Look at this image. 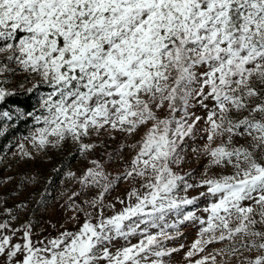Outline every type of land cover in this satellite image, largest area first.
I'll return each mask as SVG.
<instances>
[{"label":"snow or ice","instance_id":"snow-or-ice-1","mask_svg":"<svg viewBox=\"0 0 264 264\" xmlns=\"http://www.w3.org/2000/svg\"><path fill=\"white\" fill-rule=\"evenodd\" d=\"M17 76L47 89L27 139L71 141L92 166L68 173L74 226L56 235L0 198V264H170L185 222V264H264V0H0V103ZM117 134L139 138L113 177L90 154ZM197 139L199 180L181 167Z\"/></svg>","mask_w":264,"mask_h":264},{"label":"rangeland","instance_id":"rangeland-1","mask_svg":"<svg viewBox=\"0 0 264 264\" xmlns=\"http://www.w3.org/2000/svg\"><path fill=\"white\" fill-rule=\"evenodd\" d=\"M20 82H22V77L17 76L13 82L15 92L25 91L32 87V83L27 82L24 83L23 88H20L18 86ZM32 92L34 98L30 112L39 115L41 111L40 97L47 92V89L42 87ZM5 111L12 115V119L2 115ZM25 119L30 120L21 123ZM41 126L18 107L0 108V140H5L4 145L0 148V198L6 199L9 207H14L17 204L27 205L18 223L31 218L37 222V230L43 227L50 231L52 235H56V231L51 225L57 227L64 225L67 228L74 226L70 219L74 213L68 207V196L72 192L78 191L80 185L77 179L70 178L68 173L74 172L78 177L83 174L86 167L92 165L88 163L85 156L77 152L76 146L71 141L66 142L61 148L48 147L41 150L34 147L31 139H27V137ZM138 138L137 136L124 140L120 134H117L115 140L107 139L101 147L90 154V158L99 159L104 164L106 171L115 177L124 170L125 163L134 155V152L130 149H124L117 155L118 145L131 143L133 139ZM97 142L99 143V141ZM203 143L204 141L199 139L195 142L189 141L188 155L185 163L181 165L183 171L192 172L196 180L200 179V175L204 171L207 157L203 155L197 157L191 153V148L198 145L202 146ZM21 145H23V148H21ZM25 151L31 153V156H24L22 153ZM213 171L219 170L214 169ZM9 177L12 179H8ZM25 181L30 182L25 183ZM128 190L129 182L117 184L110 193L106 194L105 202H114L116 197L124 198ZM99 192L100 189L91 188L77 202L83 199H91ZM180 194L183 195V193ZM198 194L199 190H189V195ZM206 203V199L202 197L198 205L195 207L188 206L185 211L202 209L206 206ZM116 207L119 209L121 206L117 203ZM197 215L206 216L202 211H197ZM66 218L68 219L66 220ZM198 227V224L193 222H185L184 225H181L182 235L178 236L175 241L169 242L168 246L179 247L180 244H184L185 248L173 254V257L170 258V264H185L184 254L188 246L197 238ZM211 247L209 246V248Z\"/></svg>","mask_w":264,"mask_h":264},{"label":"trees","instance_id":"trees-1","mask_svg":"<svg viewBox=\"0 0 264 264\" xmlns=\"http://www.w3.org/2000/svg\"><path fill=\"white\" fill-rule=\"evenodd\" d=\"M16 94L10 96L5 102L0 103V108L9 109L10 106H15L20 108L23 112L29 113L33 107L34 93L28 92L27 90L21 92H15ZM30 119L22 120L21 123L26 122ZM5 140H0V148L4 145Z\"/></svg>","mask_w":264,"mask_h":264}]
</instances>
